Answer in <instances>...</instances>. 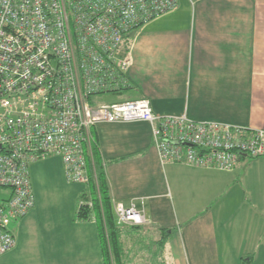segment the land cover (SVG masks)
Listing matches in <instances>:
<instances>
[{"label":"crops","instance_id":"1","mask_svg":"<svg viewBox=\"0 0 264 264\" xmlns=\"http://www.w3.org/2000/svg\"><path fill=\"white\" fill-rule=\"evenodd\" d=\"M126 47L131 99H148L158 114L264 128V0H178ZM91 145L113 208L134 204L147 220L125 227V264H264V156H243L229 171L163 163L146 121L99 122ZM82 188L72 191L70 213L43 232L33 186L35 206L0 264H104L97 217L77 216Z\"/></svg>","mask_w":264,"mask_h":264},{"label":"built area","instance_id":"2","mask_svg":"<svg viewBox=\"0 0 264 264\" xmlns=\"http://www.w3.org/2000/svg\"><path fill=\"white\" fill-rule=\"evenodd\" d=\"M177 4L0 0V255L17 244L12 220L35 206L32 163L57 155L69 181H92L87 155L99 122H149L163 163L229 171L244 154L264 156V128L158 114L146 98L95 100L130 86L126 36ZM93 202L80 199L79 208ZM114 211L119 224L147 221L134 204L118 202Z\"/></svg>","mask_w":264,"mask_h":264},{"label":"rangeland","instance_id":"3","mask_svg":"<svg viewBox=\"0 0 264 264\" xmlns=\"http://www.w3.org/2000/svg\"><path fill=\"white\" fill-rule=\"evenodd\" d=\"M131 97L124 92H108L95 96V100L98 103H113L125 101L127 99H131ZM243 156L249 155L244 154L241 157ZM30 172L32 174L30 176L32 187H37L38 190L36 204L37 211L39 213L38 221L40 226L43 228V232L49 231L50 229L55 228V226L59 224L60 220L65 218V216L70 213L71 202L74 199L72 196L74 187L80 186L84 188L87 185L69 181L65 175L63 160L57 155H49L48 157L41 158L35 163H32L30 166ZM218 197L219 196H216L210 200L207 205L209 207L217 206L219 202V200L217 202ZM225 202L229 203V200L227 199ZM20 220L21 219L12 220L10 228L13 231L16 230ZM43 236H45L47 246L54 245L53 240L48 241L49 237L45 234ZM53 236L56 238L59 235H51V237Z\"/></svg>","mask_w":264,"mask_h":264},{"label":"trees","instance_id":"4","mask_svg":"<svg viewBox=\"0 0 264 264\" xmlns=\"http://www.w3.org/2000/svg\"><path fill=\"white\" fill-rule=\"evenodd\" d=\"M130 42V34L124 41L126 50L127 43ZM126 55V52H124ZM128 88V87H127ZM127 88L118 91L123 93ZM108 93V92H107ZM101 95V94H100ZM93 103L96 102L93 100ZM88 164L91 172H93L92 181L86 186L81 195V199H92L93 206L84 205L78 209V219L89 220L92 215L97 217V227L101 242V249L104 258V264H125L124 257L125 248L122 242L123 231L125 227L139 228L140 224H119L114 217V208L110 195L108 179L106 177L104 161L100 156L98 149L91 147V153L87 155ZM166 231V230H164Z\"/></svg>","mask_w":264,"mask_h":264}]
</instances>
